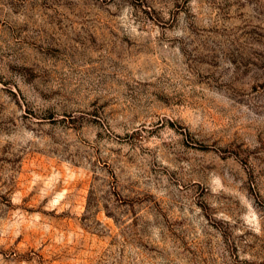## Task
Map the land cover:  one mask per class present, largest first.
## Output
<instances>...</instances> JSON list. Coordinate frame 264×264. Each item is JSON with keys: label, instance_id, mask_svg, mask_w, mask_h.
Masks as SVG:
<instances>
[{"label": "rangeland", "instance_id": "obj_1", "mask_svg": "<svg viewBox=\"0 0 264 264\" xmlns=\"http://www.w3.org/2000/svg\"><path fill=\"white\" fill-rule=\"evenodd\" d=\"M0 264H264V0H0Z\"/></svg>", "mask_w": 264, "mask_h": 264}]
</instances>
